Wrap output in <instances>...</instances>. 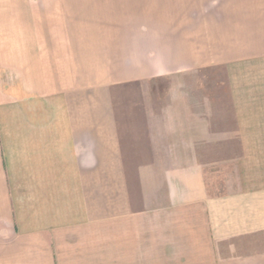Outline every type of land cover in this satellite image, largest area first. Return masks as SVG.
Masks as SVG:
<instances>
[{
  "label": "crops",
  "instance_id": "1",
  "mask_svg": "<svg viewBox=\"0 0 264 264\" xmlns=\"http://www.w3.org/2000/svg\"><path fill=\"white\" fill-rule=\"evenodd\" d=\"M0 264H264V0H0Z\"/></svg>",
  "mask_w": 264,
  "mask_h": 264
},
{
  "label": "rangeland",
  "instance_id": "2",
  "mask_svg": "<svg viewBox=\"0 0 264 264\" xmlns=\"http://www.w3.org/2000/svg\"><path fill=\"white\" fill-rule=\"evenodd\" d=\"M205 46V45H204ZM197 73L185 76L176 83L202 85L203 97L209 99H226V64H209L200 68ZM170 78H158L153 81L154 97L156 102L161 104L169 92ZM225 104V103H224ZM225 111V110H224ZM204 114L207 110H204ZM207 115V114H206ZM225 115V114H224ZM209 116V115H208ZM128 151H132L131 138L125 139ZM209 148L214 151L213 159L216 160L208 166L206 171L208 189L211 194H221L228 189L227 181L234 178V161L228 154L236 157L238 155V141L236 139L227 141H215ZM212 147V148H211Z\"/></svg>",
  "mask_w": 264,
  "mask_h": 264
}]
</instances>
